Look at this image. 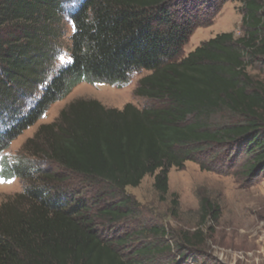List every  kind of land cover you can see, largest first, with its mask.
<instances>
[{
    "label": "trees",
    "instance_id": "trees-1",
    "mask_svg": "<svg viewBox=\"0 0 264 264\" xmlns=\"http://www.w3.org/2000/svg\"><path fill=\"white\" fill-rule=\"evenodd\" d=\"M73 1L0 0V154L80 84L123 87L144 71L133 95L148 106L73 100L28 140V157L0 159V178L28 182L0 204V264H150L173 246L147 241L126 254L129 238L97 228L136 216L127 187L152 176L164 201L169 170L187 162L247 188L264 179V85L247 71L264 66V0H239L241 38L219 34L187 56L194 30L228 0ZM62 39L70 61L54 71ZM35 158L99 185L101 204L52 187L63 181L31 166ZM200 208L216 225L220 208L207 200ZM194 238L198 245L176 246L178 260L205 248Z\"/></svg>",
    "mask_w": 264,
    "mask_h": 264
},
{
    "label": "rangeland",
    "instance_id": "rangeland-1",
    "mask_svg": "<svg viewBox=\"0 0 264 264\" xmlns=\"http://www.w3.org/2000/svg\"><path fill=\"white\" fill-rule=\"evenodd\" d=\"M79 1L74 0L71 3L72 7ZM72 7H63L65 16L67 10ZM242 16L240 1L228 0L221 6L211 24L208 20H203V25L194 30L188 43L184 45V56L194 52L202 43L212 40L219 34L232 33L235 39L241 38ZM60 44L63 47H60L53 63L54 71L70 61L65 50L67 41L62 39ZM247 71L255 81L264 85L263 65L249 67ZM144 74V71L133 74L123 87L107 84L78 85L66 99L54 103L34 127L16 137L14 142L0 154V159L6 157L17 160L28 157L25 151L28 140L33 138L39 127L52 124L60 111L73 100L92 99L105 107L118 110L131 103L142 110L148 106V102L136 98L133 93L137 81ZM41 88H38L31 98L26 99L25 111L33 106ZM4 119L7 120L6 117ZM30 163L31 166L39 167L42 175L53 176L55 173L57 178L63 181L54 182L52 187L57 186L66 193L73 194L89 207L101 204L98 201L105 196V193L101 192L99 185L87 182L79 176L69 175L56 165H48L40 159L35 158ZM168 173V194L164 201L159 199L158 193L153 188L154 179L148 175L138 187H127L124 191L139 207L136 216L116 228L101 229L99 224L97 228L104 231L105 236L115 240L129 238L124 240L126 254L133 248H140L147 241L160 245L159 247L173 246L170 255L165 253L150 264H264V179L247 188L239 185L231 176L202 172L191 162H187L179 171L171 169ZM27 183L25 179L20 178L10 180L0 178V204L22 193ZM202 200H207L220 208V217L216 225L211 219L203 220V212L200 208ZM185 235L186 239H189L188 242L184 241ZM196 235H201L203 244H206L205 248L201 249L200 254L188 258L182 256L178 260L176 246L198 245L194 238Z\"/></svg>",
    "mask_w": 264,
    "mask_h": 264
}]
</instances>
